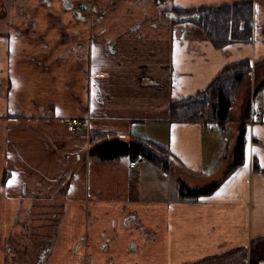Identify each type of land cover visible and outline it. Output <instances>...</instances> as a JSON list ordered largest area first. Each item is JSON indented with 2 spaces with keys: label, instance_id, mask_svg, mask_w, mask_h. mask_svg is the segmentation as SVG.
<instances>
[{
  "label": "crops",
  "instance_id": "obj_1",
  "mask_svg": "<svg viewBox=\"0 0 264 264\" xmlns=\"http://www.w3.org/2000/svg\"><path fill=\"white\" fill-rule=\"evenodd\" d=\"M239 1L247 0H0V264H34L46 245L42 264H187L249 252L264 235L257 73L247 76L238 121H176L170 106L227 65L264 59V0H250L252 41L223 48L200 25L166 14ZM134 137L167 148L170 168L90 155ZM171 173L192 189L219 186L171 196L163 187Z\"/></svg>",
  "mask_w": 264,
  "mask_h": 264
},
{
  "label": "trees",
  "instance_id": "obj_2",
  "mask_svg": "<svg viewBox=\"0 0 264 264\" xmlns=\"http://www.w3.org/2000/svg\"><path fill=\"white\" fill-rule=\"evenodd\" d=\"M173 11L180 15H196L197 18L192 19L193 22L205 30L208 38L217 48H223L235 42H250L253 39V2L250 0L191 8H174ZM263 64L264 59L255 64L246 59L227 65L205 90L172 101L171 119L198 121L207 118L221 122L228 120L235 92L247 76L253 71L257 73ZM260 78L256 85V92L264 87V69ZM244 135L245 127L242 125L234 151L235 166L242 164L244 159ZM99 136L96 134L91 138V141L99 139ZM90 155L102 161H115L122 157H128L131 160L144 158L163 167L166 171L170 168L167 159L170 155L169 150L143 137H134L129 141L122 138L108 140L92 148ZM218 186L219 183H213L203 189H185L184 183L180 181L179 191L182 198H194L210 195L215 192ZM247 252L248 249L240 248L228 255L207 257L187 264H238L236 260L244 256V260L239 264H259L264 260V235L253 239L250 250ZM225 259L226 262L221 261Z\"/></svg>",
  "mask_w": 264,
  "mask_h": 264
},
{
  "label": "rangeland",
  "instance_id": "obj_3",
  "mask_svg": "<svg viewBox=\"0 0 264 264\" xmlns=\"http://www.w3.org/2000/svg\"><path fill=\"white\" fill-rule=\"evenodd\" d=\"M77 4L78 3H76V5ZM80 7L81 6L79 5V8ZM170 12H174V11L171 10ZM175 13H177V12H175ZM178 15H180V14H178ZM191 15H194V14H191ZM191 15H187V16H191ZM195 18H197L196 15H195ZM195 18H192V19H195ZM192 19H187V20H183V21H189V22L195 23V22H193ZM263 69H264V64H263V66H261L260 70L257 71V74H256L257 76H255V79H254L255 80V82H254L255 83V87L257 85V82L260 81V79H261L260 76L262 77V70ZM253 73H254V71H253ZM247 80H248V78H246L244 80V82L242 83L240 88L237 90V92H235V96L233 97L232 105L234 106V109H233L234 112H232V114H230V117H229L230 121H232V122L238 121L240 116L245 114V112L243 113L242 107H244V105L246 104V101L248 100L249 96H247V95H250V88L249 87L252 84L251 82H248ZM83 153L84 152L81 153L82 156H83ZM146 163H148V162H146ZM149 163L151 165V162H149ZM172 175L173 174L171 173V176H168L169 177L168 181L166 182L165 186H163L167 190H169V194L171 196H172L173 192H177V190L179 191L180 188H181L179 181L177 182V178L172 177ZM154 183H156V182H154ZM183 183H184V188L185 189L186 188H190V187H188V184L185 181ZM152 187L157 188V186H152ZM48 211H51V213L54 212V210H52L51 206H48V207L44 208L45 215H47ZM52 218L54 220V216ZM244 257L243 258L241 257L239 260L237 259L236 263H238V264L241 263L244 260ZM221 261L222 262H226L227 260L225 259V260H221Z\"/></svg>",
  "mask_w": 264,
  "mask_h": 264
},
{
  "label": "water",
  "instance_id": "obj_4",
  "mask_svg": "<svg viewBox=\"0 0 264 264\" xmlns=\"http://www.w3.org/2000/svg\"><path fill=\"white\" fill-rule=\"evenodd\" d=\"M64 1H69V0H64ZM69 8L71 7V3H68L67 5ZM77 12V11H76ZM76 15L79 16V12L76 13ZM167 16L170 17L171 19L174 20H187V19H192L195 18V15H191V16H187V15H181L179 16L177 13L175 12H168Z\"/></svg>",
  "mask_w": 264,
  "mask_h": 264
},
{
  "label": "flooded vegetation",
  "instance_id": "obj_5",
  "mask_svg": "<svg viewBox=\"0 0 264 264\" xmlns=\"http://www.w3.org/2000/svg\"><path fill=\"white\" fill-rule=\"evenodd\" d=\"M175 12V11H174ZM167 14V13H166ZM179 16H181V15H179ZM170 18V17H169ZM171 19V18H170ZM180 21H182V20H180ZM47 246V245H46ZM46 246H44V248H42L39 252H38V254H37V259H36V261H35V263L34 264H42L43 262H44V259H45V257H46V255H47V253L49 252V250H50V248L49 247H46Z\"/></svg>",
  "mask_w": 264,
  "mask_h": 264
},
{
  "label": "built area",
  "instance_id": "obj_6",
  "mask_svg": "<svg viewBox=\"0 0 264 264\" xmlns=\"http://www.w3.org/2000/svg\"><path fill=\"white\" fill-rule=\"evenodd\" d=\"M261 117H262V113L260 112V113L257 114V118L260 119ZM70 128H71L72 130L75 129L74 125H71ZM137 165H138V161H137V160H131V161L129 162V166H130V167H135V166H137Z\"/></svg>",
  "mask_w": 264,
  "mask_h": 264
},
{
  "label": "snow or ice",
  "instance_id": "obj_7",
  "mask_svg": "<svg viewBox=\"0 0 264 264\" xmlns=\"http://www.w3.org/2000/svg\"><path fill=\"white\" fill-rule=\"evenodd\" d=\"M252 150H253V149L250 148V151H252ZM256 151H258V150H256Z\"/></svg>",
  "mask_w": 264,
  "mask_h": 264
}]
</instances>
